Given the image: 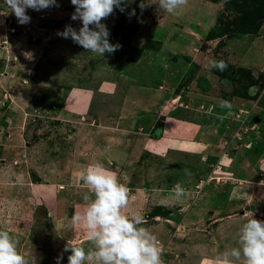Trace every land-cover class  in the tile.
I'll return each instance as SVG.
<instances>
[{
  "label": "rangeland",
  "instance_id": "rangeland-1",
  "mask_svg": "<svg viewBox=\"0 0 264 264\" xmlns=\"http://www.w3.org/2000/svg\"><path fill=\"white\" fill-rule=\"evenodd\" d=\"M143 2L141 10V0H126L125 12L102 21L113 20L110 43L130 46L131 56L94 72L117 78L115 88L92 89L80 116L61 104L69 87L86 86L89 70L57 35L73 22L70 0L28 9L24 25L0 0V78L21 85L0 94V230L29 264H56L61 254L67 264V242L92 247L71 217L85 212L79 174L96 162L129 188L122 214L143 218L162 264H211L238 246L244 213L264 220V37L262 68L250 49L264 36V0H188L171 14L159 0ZM139 52L141 63H131ZM177 183L187 193L179 199Z\"/></svg>",
  "mask_w": 264,
  "mask_h": 264
},
{
  "label": "clouds",
  "instance_id": "clouds-1",
  "mask_svg": "<svg viewBox=\"0 0 264 264\" xmlns=\"http://www.w3.org/2000/svg\"><path fill=\"white\" fill-rule=\"evenodd\" d=\"M74 6L72 21H79L77 29L65 25L57 35L71 39L87 52L115 53L121 48L119 43H110V32L102 21L113 14L114 10L125 12L126 0H70ZM10 12L21 25L30 23L27 10H46L59 7L57 0H5ZM188 0H159V6L169 14L186 6ZM141 10L145 4H139ZM130 16L135 15L133 9ZM210 66L223 70V61L211 60ZM88 193L83 196L86 209L83 215L73 214L72 225L82 223L86 226L92 245L87 251L76 242H67L64 251L70 254L67 264H162L161 250L157 239L147 228L141 226L140 215L122 214L128 206L129 188L120 183L115 173L100 162L88 165L79 174ZM177 199L186 196V190L177 183L172 189ZM246 221L239 227L236 247H231L216 256L211 264H264V220L254 218V212L244 213ZM63 255L56 258L61 264ZM0 264H29L18 251V241L6 230H0Z\"/></svg>",
  "mask_w": 264,
  "mask_h": 264
},
{
  "label": "crops",
  "instance_id": "crops-1",
  "mask_svg": "<svg viewBox=\"0 0 264 264\" xmlns=\"http://www.w3.org/2000/svg\"><path fill=\"white\" fill-rule=\"evenodd\" d=\"M103 23L106 24L107 28L109 29V32L112 33V30H113V27H114L113 20L110 19L108 22L105 21ZM71 25L73 27L77 28V29L81 26L79 21H73L71 23ZM64 27H65V25L62 26L61 31L64 29ZM263 37L264 36L254 37L253 40L250 41L251 42L250 49H251V51L254 52V58L253 59H255V62L258 63V65L256 66V68H262L263 67V61L260 60V58H259V60L257 58L258 57V52H260L259 49L262 46V44H261L260 41H262V38ZM65 40H66L67 45H68L67 47H70V50H71L70 51V56H71V58L77 59V57L80 54H83V61L86 62L88 64L87 66L89 67V70L87 69L88 71L84 72V75H85V77H84L85 78V80H84L85 83L84 84H86V86H84V87H69L67 93L65 94V99L61 103L63 105L62 106L63 109L68 110V111L72 112L75 115L77 114V115H80L81 116L83 114H86V112L89 109V107L93 104V94H94L93 90L94 89H98L99 92H102V94H104V93H107L106 92L107 90L110 91V88L111 89H114L115 88L114 84H115V81H116L117 78H114V77H111V76L110 77H105V76L104 77H102V76L99 77L98 75L95 76L94 75V72H97V70H98L102 74V71H106L105 70V67H107L106 66L107 61H109L110 63H111V61H113L115 63V65H116L115 68L117 69L120 66L119 64L122 63L123 60H129V56H131V51L132 50H131V47L130 46H124L123 47L121 45V48L119 50H117L115 53H112V54L105 53L104 57L100 55V61H98V57H97L98 54L97 53L87 52L85 49H83L78 44L73 43L71 41V39H65ZM254 45H258L255 50L253 48ZM114 57H115V59H113ZM80 58H82V57L80 56ZM250 58L246 59V61H249ZM6 59H7V55L5 56V54H2L1 53V55H0V62H2V64H4L7 61ZM104 60H105V63H104ZM240 60L242 62L243 58L240 57ZM60 61H58L59 64L65 65V62L64 61H63L64 63H62ZM134 61L135 62H138V63H141V52H139L138 56L135 57L133 59V61L130 60L131 63H134ZM96 63H98L99 67H96L94 65ZM90 68H93V71H91ZM4 74H3L4 75L3 78L6 81L2 77H1L2 79L0 78V94L10 92L8 90V88L10 90H12V91L13 90H16L17 91L18 90V87L21 86L20 85V82H18L17 79L10 78V76L7 78V73L6 72H4ZM60 74H59V77H61ZM17 76H19L18 72L16 74V77ZM81 80L82 79H80V81ZM97 84H100V85H98V87H96ZM43 87L46 89L45 86H43ZM27 89H29V88L27 87ZM60 89H61L60 87H57V90L60 91ZM15 92H13V94ZM47 93H48V91L46 92V94ZM134 96H136V95H134ZM173 127L174 126H170V128H169V132H170L169 133V136H170L169 137V140L167 141L166 138H165V140L162 141L164 145H166L167 142L169 143V146L167 148V150L169 152H170V150L173 147V145H172V141H173L172 135L175 132L174 131L175 130L174 129L175 127L174 128ZM74 154H76V152ZM51 242H50V244H51L50 247L52 248L54 246L52 244L53 242L52 243ZM50 247H48V248H50Z\"/></svg>",
  "mask_w": 264,
  "mask_h": 264
}]
</instances>
